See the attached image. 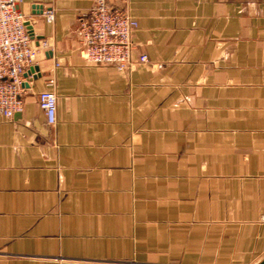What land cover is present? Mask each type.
Segmentation results:
<instances>
[{
    "label": "crops",
    "instance_id": "crops-1",
    "mask_svg": "<svg viewBox=\"0 0 264 264\" xmlns=\"http://www.w3.org/2000/svg\"><path fill=\"white\" fill-rule=\"evenodd\" d=\"M93 4L19 5L38 70L0 112V264H258L264 0H120L150 59L129 72L81 55Z\"/></svg>",
    "mask_w": 264,
    "mask_h": 264
},
{
    "label": "built area",
    "instance_id": "built-area-1",
    "mask_svg": "<svg viewBox=\"0 0 264 264\" xmlns=\"http://www.w3.org/2000/svg\"><path fill=\"white\" fill-rule=\"evenodd\" d=\"M23 0H0V112L7 118L24 109L25 73L36 61L39 48L32 43ZM120 0H94L79 21L81 55L90 63L110 65L129 72L136 63H149L147 54L135 55L134 35L138 20ZM47 21L55 14L45 11ZM160 66V65H158ZM38 102L48 122L57 121L58 97L54 90L38 93Z\"/></svg>",
    "mask_w": 264,
    "mask_h": 264
},
{
    "label": "water",
    "instance_id": "water-1",
    "mask_svg": "<svg viewBox=\"0 0 264 264\" xmlns=\"http://www.w3.org/2000/svg\"><path fill=\"white\" fill-rule=\"evenodd\" d=\"M26 25H27V29H28V32H29L31 38H34L35 35H34V32H33V29H32V26H31V23H30L29 21H27V22H26ZM34 69L38 70V66L31 67V68L28 70V72L25 73V76H28V75H30V74H33L32 72H33ZM34 77H35V75H34ZM258 264H264V259H263L262 261H260Z\"/></svg>",
    "mask_w": 264,
    "mask_h": 264
}]
</instances>
